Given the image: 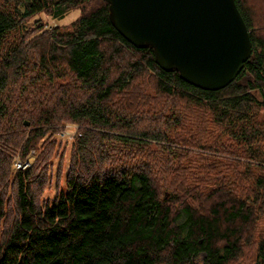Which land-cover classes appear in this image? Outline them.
Returning <instances> with one entry per match:
<instances>
[{"label":"trees","instance_id":"1","mask_svg":"<svg viewBox=\"0 0 264 264\" xmlns=\"http://www.w3.org/2000/svg\"><path fill=\"white\" fill-rule=\"evenodd\" d=\"M235 3L251 56L205 91L128 43L103 0H0V264L241 257L249 226L264 221V0ZM75 10L70 30L26 27ZM144 80L161 107L126 98ZM66 124L79 126L70 156L54 140ZM96 138L108 146L85 152ZM250 247L264 264V232Z\"/></svg>","mask_w":264,"mask_h":264},{"label":"water","instance_id":"2","mask_svg":"<svg viewBox=\"0 0 264 264\" xmlns=\"http://www.w3.org/2000/svg\"><path fill=\"white\" fill-rule=\"evenodd\" d=\"M116 31L135 48L150 46L166 72L205 91L238 76L252 53L235 0H103ZM25 122V125H28Z\"/></svg>","mask_w":264,"mask_h":264},{"label":"rangeland","instance_id":"3","mask_svg":"<svg viewBox=\"0 0 264 264\" xmlns=\"http://www.w3.org/2000/svg\"><path fill=\"white\" fill-rule=\"evenodd\" d=\"M252 4V2H250V5ZM78 10L75 11H70L68 12L63 19L61 20H56V19H52L49 15L42 13L39 14L31 19H29L26 22V27L29 28L30 30H37L36 28H38L39 26L43 27V30H48L50 28L53 27H61L63 30H70L71 29V24L72 22L78 17ZM134 96L135 99H138L142 96L141 100H145L146 104H154L155 102L157 103V105L159 107H161V103L159 101V99H151V97H154V94L152 93V87L150 84H146L145 80L144 81H140V82H136L134 84V86H132L129 89V92L126 96L127 97H132ZM128 99V98H127ZM142 125V123L140 124V126ZM79 130V126L77 124H66L63 126L62 131L59 135H57L54 140L55 143H64L67 142V144L65 145V149L63 147V151H64V155L65 156H70L71 154H73V152L71 151V146H69V142L71 141L70 139H72L75 134H78ZM79 136V135H78ZM110 141V145L114 146V147H121L117 142L113 141V140H109ZM108 146V142L105 141L104 139H98L96 138L95 140L91 141V143L88 146V149H85V152L92 154L93 152H95L97 149H100L102 147ZM150 154H155V156L157 157L158 155L163 156V154H159L157 152V148H153L150 152ZM92 156V155H91ZM93 158V156H92ZM29 161L33 158H28ZM94 159V158H93ZM16 159H14V168L15 169H24L27 164L26 163H19V161H17L15 163ZM30 161V162H31ZM105 161V159L103 160ZM20 165V167H19ZM113 163L111 160H107V165L106 167H110L112 166ZM105 169V167H104ZM96 170V169H95ZM210 190V187L207 188L206 192L207 193ZM47 196L49 198L53 197V192L48 193ZM264 232V221L256 223L255 225L249 226L245 239H244V245L242 246V252H241V257L233 264H253L254 259H255V253L254 250L250 247L253 246L254 248V241H256L259 238V235L262 234ZM202 258V256H201Z\"/></svg>","mask_w":264,"mask_h":264},{"label":"built area","instance_id":"4","mask_svg":"<svg viewBox=\"0 0 264 264\" xmlns=\"http://www.w3.org/2000/svg\"><path fill=\"white\" fill-rule=\"evenodd\" d=\"M19 167H20V165H19Z\"/></svg>","mask_w":264,"mask_h":264}]
</instances>
